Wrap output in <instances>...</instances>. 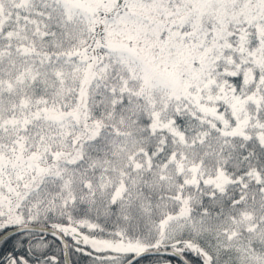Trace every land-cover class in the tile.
<instances>
[{"label":"snow or ice","instance_id":"snow-or-ice-1","mask_svg":"<svg viewBox=\"0 0 264 264\" xmlns=\"http://www.w3.org/2000/svg\"><path fill=\"white\" fill-rule=\"evenodd\" d=\"M0 264H264V0H0Z\"/></svg>","mask_w":264,"mask_h":264}]
</instances>
